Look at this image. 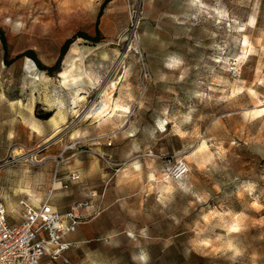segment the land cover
Returning <instances> with one entry per match:
<instances>
[{
  "label": "rangeland",
  "instance_id": "rangeland-1",
  "mask_svg": "<svg viewBox=\"0 0 264 264\" xmlns=\"http://www.w3.org/2000/svg\"><path fill=\"white\" fill-rule=\"evenodd\" d=\"M49 194L51 264H264V0H0V199Z\"/></svg>",
  "mask_w": 264,
  "mask_h": 264
},
{
  "label": "built area",
  "instance_id": "built-area-1",
  "mask_svg": "<svg viewBox=\"0 0 264 264\" xmlns=\"http://www.w3.org/2000/svg\"><path fill=\"white\" fill-rule=\"evenodd\" d=\"M189 165L180 158L172 171L176 177L187 173ZM78 176V173H74ZM88 199H78L67 209H59L46 195L36 204L26 205L13 219L0 199V264H51L70 262L66 251L77 245L69 234L76 231Z\"/></svg>",
  "mask_w": 264,
  "mask_h": 264
},
{
  "label": "bare ground",
  "instance_id": "bare-ground-1",
  "mask_svg": "<svg viewBox=\"0 0 264 264\" xmlns=\"http://www.w3.org/2000/svg\"><path fill=\"white\" fill-rule=\"evenodd\" d=\"M34 65L33 63L31 64L30 63V66ZM62 75L64 77V81H66L68 79V72L64 71L62 72ZM114 85H115V82H114ZM106 106H107V102H104L98 110H95L94 113L97 115V114H103L105 111H106Z\"/></svg>",
  "mask_w": 264,
  "mask_h": 264
},
{
  "label": "crops",
  "instance_id": "crops-1",
  "mask_svg": "<svg viewBox=\"0 0 264 264\" xmlns=\"http://www.w3.org/2000/svg\"><path fill=\"white\" fill-rule=\"evenodd\" d=\"M50 195V194H49ZM50 198H51V200H52V202L59 208V209H61V210H65V209H67L68 207H66V208H61V207H59L58 205H57V203L56 202H54V200H53V198H52V195H50ZM76 231H77V229H76ZM76 231H74V232H72V233H70L69 234V237L71 238V239H76L75 237H76V234H75V232ZM74 246H72V247H70L67 251H66V253H67V255L69 256V251L73 248ZM56 261H62L61 259H58V260H56ZM63 262V261H62ZM65 262V261H64Z\"/></svg>",
  "mask_w": 264,
  "mask_h": 264
},
{
  "label": "trees",
  "instance_id": "trees-1",
  "mask_svg": "<svg viewBox=\"0 0 264 264\" xmlns=\"http://www.w3.org/2000/svg\"><path fill=\"white\" fill-rule=\"evenodd\" d=\"M69 41H70V40H66V42H65L64 45L62 46V49H63V50L67 47Z\"/></svg>",
  "mask_w": 264,
  "mask_h": 264
}]
</instances>
